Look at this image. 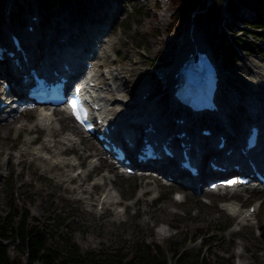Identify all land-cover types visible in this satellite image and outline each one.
<instances>
[{"label": "rangeland", "instance_id": "374dc122", "mask_svg": "<svg viewBox=\"0 0 264 264\" xmlns=\"http://www.w3.org/2000/svg\"><path fill=\"white\" fill-rule=\"evenodd\" d=\"M31 1L49 25L52 19L53 23L57 18L62 20L52 30L55 43L66 30L78 28L80 21L92 25L93 17L97 16H102L101 22L97 21L100 24L103 20H111L108 11L117 8V1L120 2L122 11L111 22L108 35L110 53L97 61L100 67L113 70L125 83L121 90L116 85L118 80H113L114 86L121 91H111L113 100L109 107L113 111L109 117L129 120L145 81L153 84L150 101L156 100L160 106L154 115L167 112L173 105L169 95V70L174 56L193 46L194 36L208 46L216 58L223 82L221 92L225 89L232 96L237 93L239 102L251 92L264 103V56L254 50L232 59L223 47L224 37L228 36L224 30L227 23L242 25V20L254 17L252 10L245 6L240 8L234 22V19L224 20L229 13L223 8L222 0H210L208 8L203 9L187 0L182 4L185 25L170 31L168 23L173 8L169 0H0V28H4L9 15L10 19L20 21L25 16L22 13L31 9ZM157 2L159 8H156ZM93 6L96 8L90 9ZM138 7L142 10L136 13ZM82 9H85L83 13ZM235 24L233 28L237 27ZM224 93L222 96L226 98ZM239 106L236 104L237 111L247 113L246 108ZM233 112L231 108L227 116L234 123V117L242 114L234 116ZM63 113L59 112L56 117L65 116L57 121L54 127L57 133L51 138L52 142L47 140L49 130L29 129V125L30 128L34 125L37 110L27 109L10 122L0 120V216L18 208L28 211L30 223L46 224L53 218L61 219L57 231L70 235L82 253L97 254L101 250L106 254L117 250L129 253L136 242L185 243L197 233L204 236L205 242L188 241L184 247L187 259L200 249V254L211 264H264V191L244 189L233 193L225 189L209 192L203 188L195 194L189 192L193 189L186 188L184 200H177L176 183L171 185L166 180L164 183L157 176L122 175L101 157L99 147L83 137L78 128H75L74 137L80 143L70 145L68 141H59L72 132L70 127L74 124ZM171 117L172 111L168 119L172 120ZM22 121L28 126L21 131L17 126ZM6 123H9L7 131L3 130ZM234 126L238 128L239 125L235 123ZM40 143L46 145L44 151L67 159V164L56 165L55 160L51 165L47 156L35 158L36 151L32 149ZM77 172L80 176L73 177ZM79 183L82 190H74ZM108 190L113 193L115 203L99 204L106 199ZM231 203L240 206L239 212L234 214L225 208ZM255 204L260 206L254 216L241 223V214ZM165 206H168L167 212L163 209ZM226 225L231 227L221 233L219 229ZM197 229L204 232L198 234ZM162 230H166V234H161ZM9 253L15 254L13 246ZM167 258L172 263L170 253ZM85 264L98 263L87 260Z\"/></svg>", "mask_w": 264, "mask_h": 264}, {"label": "bare ground", "instance_id": "6f19581e", "mask_svg": "<svg viewBox=\"0 0 264 264\" xmlns=\"http://www.w3.org/2000/svg\"><path fill=\"white\" fill-rule=\"evenodd\" d=\"M112 6V5H111ZM110 6V7H111ZM117 7V6H116ZM96 6L90 7V9H95ZM85 9H82L81 12L83 13ZM121 10V7L118 8H111L109 14H110V19L108 21H103L100 24V18H102V16H97V17H93V22L92 25H86L83 21L79 22L78 24V28L76 29H72V30H66L65 33L61 34L59 36L58 39V43L54 42V38L52 37V30L55 29L56 24L60 20L59 18H57V20L55 21V23H53V19L51 20L52 24L48 25L47 22H45L44 20V15L42 14V12L37 8H32L26 12H23L22 14H24L25 16L21 17V20L18 21L17 18H13L10 19V15L9 17H7L5 19V23H4V28L8 34H16L18 35L20 44L22 49L26 52L27 58L29 60L30 63H33L31 65L27 66V70L28 68L32 67L35 68L36 67V63H37V53L39 54V56H43L48 54L49 52L52 51V49L54 50L53 53H50V55L64 59L67 62H70L72 64H75L77 62H79L80 60H82V56H84L87 52L90 51V48H88V44L89 41H94L97 39V36L104 34L103 35V40L101 42H98V45L100 46L97 50V52L95 53V55L89 59L88 61L91 64V68L88 69L89 72L92 73L93 77H95V79L97 80V85L96 82H94V84L96 85L94 88L91 89L92 94L94 95V97L96 98V103L98 106H101V110L100 113H105L106 117L109 120H112L113 122H115L118 127H120L122 124H127V126L131 125V119L134 118L136 115L139 114V111L141 108H145V111H141V114L144 113H148L150 115H153L151 118V120H148V118H145L144 121L147 123H151L153 128H157L159 126V123L161 125V115L163 114H157V111L159 112L160 110V106L158 102H156V100L154 101H150L151 95H152V88H153V84L150 81H145V83L142 85L141 87V92L140 95L137 97V101L134 104V111L133 114L131 116V118L128 120V118H124L121 121H119L117 118H113V117H109V114L111 111H113V108L109 107L110 104H112V100L113 98L112 96V92H116L117 89L125 86V83L123 82V80H121L120 78H118L116 75H114V73L111 70H106L105 66H99V64L97 63V61L99 59H101L102 57H106L109 55L110 50H108V44H109V37L107 36V31L109 30V27L111 26V22H113L116 18V16L118 15L119 11ZM107 12V14H108ZM33 17H35L33 19ZM83 17V15H82ZM74 16L72 15V21H74ZM102 20V19H101ZM85 21V20H84ZM97 21H100L99 23H97ZM16 23H19L18 25H16ZM96 24V25H94ZM26 26H31L32 27V31H28L26 29H24V27ZM111 28V27H110ZM80 31V34H78ZM192 43L195 46H200L203 43L200 41V39L197 36H194L192 38ZM78 44V46L80 47L77 48L74 45ZM112 45V44H111ZM110 45V46H111ZM190 46V45H189ZM6 47L9 48L10 50H12L14 52V56L13 57H8L6 55H3L2 61H0V63H5L8 64L12 67L13 72L16 76L15 80L20 77L22 75V73L24 72L25 68H19L15 65L14 63V59L18 58L19 61H22L21 57H20V53L14 50V47L12 45V43L10 41L7 40L6 43ZM183 55V54H182ZM21 66H23V63H21ZM25 66V65H24ZM23 66V67H24ZM174 68H176V65H173ZM23 70V71H22ZM0 77H5L4 79H1V81H5L6 78H9L7 75H1ZM11 79V78H10ZM117 79L118 82L116 83V85L119 86L116 87L114 86L113 80ZM12 80V79H11ZM94 80V79H93ZM222 83L221 82L218 86V95L220 98V101H223L222 99V95L221 93V87H222ZM173 82L171 81V79L169 80V90H171V86H172ZM123 88H121V90H123ZM264 89V87H262ZM119 89V91H121ZM112 91V92H111ZM120 95V94H119ZM118 95V96H119ZM146 98L143 100L142 96H145ZM238 94L234 93L233 95V102H237V98H238ZM246 97V96H245ZM257 97V96H256ZM171 102H172V106L168 109V111L166 113H169L172 111V120L168 119L167 115L162 116L164 118V120L166 119L167 121H165V123L163 122V125H161L160 127H162L164 129V126H166V128L170 125L172 126V128L174 129L175 133L177 132H184L185 136L182 138H178L175 133L172 137V143L174 148L176 149V155L175 158H177L179 156V150H180V146L179 143L180 141H193V134H194V127L191 124V121L188 120L187 116H185V114L181 113V112H177L179 111L178 108V104L174 101L173 98H171ZM230 102V103H233ZM241 103H243V108H246L247 112L248 111H257V112H261V102L259 101V99H250L249 100V104L244 103V100L242 99V101H240ZM127 104H129L130 102H126ZM239 104V103H238ZM10 106V105H9ZM148 106L149 107H153V108H157L155 111L151 112L148 111ZM225 108H228L226 106L225 103ZM230 109H224L223 113L225 114L226 118H228V126L229 129L233 132L236 128H235V123H239V119H236V117H234V123L232 121V119L227 116V113L230 112ZM44 111H46L45 108H41L37 110V117L35 119V121L33 122V126L30 128L29 125V129L32 130H36L37 128H42V129H47L49 130L50 134L47 135V140L48 142H52V137L57 133V130L54 129L55 125L57 124V121L64 119L65 116L60 117L59 119H57L55 116H51L50 111H47L46 113H44ZM115 111H117V109H115ZM130 112V111H129ZM234 116H238L239 113H245V112H241V111H237V109H234ZM214 114V113H212ZM16 114L7 116L4 120H7L8 122H10L13 118H15ZM54 115V112H53ZM263 116H258V119L262 118ZM182 118L183 122H177L175 121V119H179ZM248 118V117H245ZM249 120H251V118H249ZM172 123V124H171ZM201 125H206V124H201ZM201 125H199L196 128V132L198 131V129L201 127ZM28 124L25 121H22L21 123H19V125L17 126V128L19 130H25V127H27ZM186 126H188V128L186 129ZM9 128V123H6L3 125V130L7 131ZM77 130V127L75 125H72L70 127L71 131L70 133H68V135L64 136L61 140L59 139V141H68V143L70 145L76 144L79 142V140L75 139L74 136H76L75 132ZM221 130V129H220ZM225 130V129H222ZM216 133H221L218 131H215ZM214 132V133H215ZM198 135V133H197ZM223 135H226L225 132L223 131ZM199 136V135H198ZM186 137L187 140H186ZM261 139H264V129L263 132L261 134ZM77 138V137H76ZM200 139H206V140H211L214 141L215 140V136L213 135L212 137L209 138H205L203 136H199ZM232 138V135H231ZM34 140V139H33ZM33 140L29 141L27 143L30 144ZM80 143V142H79ZM46 148V145L44 143H40L39 146H36L32 149V151H36L35 154V158L38 157H43V156H47L46 160L50 161V164L53 165L54 161L57 160L56 165H65L67 164V159H65L64 157H61L60 154L58 155H54L53 153H48L46 151H44V149ZM227 148H233L232 146V141L229 137V133H228V137L226 138V142H225V146L223 149L221 150H216V154L218 155V158L221 159L224 155L225 150H227ZM192 154L195 156V152L192 149L191 150ZM258 154L262 153L257 152ZM199 159L197 160V164L199 167V175L197 177H192L187 171H182L183 176L185 177L186 180L190 181V182H197L200 183V186L194 185L193 188L202 190L205 185H206V175L210 176L211 178H216L219 176L218 173L213 172L209 169V167L207 166V160H208V156L206 154H204L202 151L199 152L198 154ZM78 160L74 159V161ZM172 161V160H170ZM92 163H96L95 160H92ZM74 165H77V163H74ZM79 169V168H77ZM75 169V171L77 170ZM166 170L168 171V167L166 168ZM155 173V175H149V176H145V177H151V176H157L159 179L161 180H166L167 183L171 184V185H175L176 183V189L174 192H176L177 195H183L184 193H186V188H184L179 182L178 179L182 180V178L177 177L173 174L167 173L165 171H163L162 169H156L153 171ZM80 174L77 172L76 174H73V177H79ZM81 183H79L77 186L74 187V190L76 191H80L81 189ZM84 191V190H83ZM233 191V193H236V191H238V189L235 190H229ZM184 192V193H183ZM107 195L104 196L103 201H100L99 204H101V202H103V204H109V203H115L114 200H112L113 198V193H111L110 190H108V192L106 193ZM185 198V196H184ZM118 203V202H117ZM255 209L258 210L259 207L254 206ZM225 208L231 212V213H237L240 210V206L236 203H231V204H226ZM164 211L167 212L168 206L163 207ZM255 214V212H254ZM253 214V215H254ZM252 217V215L247 216L246 212L244 211L241 215V223H246V221L250 220ZM245 220H243V219ZM165 233L166 234V230H162L161 234ZM246 258V257H244Z\"/></svg>", "mask_w": 264, "mask_h": 264}, {"label": "trees", "instance_id": "16d2710c", "mask_svg": "<svg viewBox=\"0 0 264 264\" xmlns=\"http://www.w3.org/2000/svg\"><path fill=\"white\" fill-rule=\"evenodd\" d=\"M186 1L169 0L173 12L169 18L168 30H175L178 25L185 24L182 4ZM191 1L201 9L208 8L210 2V0ZM222 1L224 9L229 14L235 15L239 12L240 6H245L251 9L254 15L251 19L242 20V25L235 23L225 25L224 30L227 31L228 36L224 37L223 47L228 56L238 59L241 53L254 50L264 56V0ZM156 8H159L158 2ZM141 10L140 7L135 8L136 13ZM234 24L236 28H233ZM153 31L155 33L156 29L154 28ZM28 217L27 210L20 211L18 208H12L0 216V264H85L87 260L98 264H211L200 254V249L191 259L185 257L184 247L187 246L188 239L185 243L167 241L164 245L155 242H136L129 253H121L120 250L113 254H106L102 250L97 254L82 253L70 235H62L57 231L62 224L61 219L53 218L51 223L41 224L30 223ZM229 226L222 227L219 229L220 232L227 231ZM197 231L198 234L204 232L202 229ZM192 236L191 241L200 239L205 242L203 235L198 236L195 233ZM10 246L15 250L14 255L9 253ZM168 253L173 258L172 263L168 261Z\"/></svg>", "mask_w": 264, "mask_h": 264}, {"label": "snow or ice", "instance_id": "6c2138e0", "mask_svg": "<svg viewBox=\"0 0 264 264\" xmlns=\"http://www.w3.org/2000/svg\"><path fill=\"white\" fill-rule=\"evenodd\" d=\"M77 118L79 119L80 117L78 116Z\"/></svg>", "mask_w": 264, "mask_h": 264}]
</instances>
